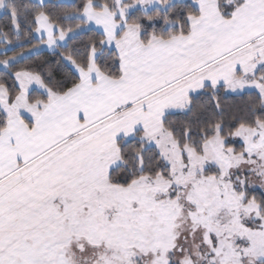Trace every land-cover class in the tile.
Wrapping results in <instances>:
<instances>
[{"label":"snow or ice","instance_id":"obj_1","mask_svg":"<svg viewBox=\"0 0 264 264\" xmlns=\"http://www.w3.org/2000/svg\"><path fill=\"white\" fill-rule=\"evenodd\" d=\"M0 11V264H264V0Z\"/></svg>","mask_w":264,"mask_h":264},{"label":"trees","instance_id":"obj_2","mask_svg":"<svg viewBox=\"0 0 264 264\" xmlns=\"http://www.w3.org/2000/svg\"><path fill=\"white\" fill-rule=\"evenodd\" d=\"M23 2H24V3H28L29 0H23ZM33 2H35V1L33 0ZM54 2H59V1H58V0H54ZM8 23H9L8 19H7V18L4 16V14L2 13V14L0 15V26H5V25H7ZM35 43H36V40H33V41H32V44H35ZM28 47H30V45L25 44V46H24L23 49L20 48V47H17V48H15V51H16V52L27 51V48H28ZM9 55H12V53L9 52ZM0 58H2V57H0ZM44 59H50V60H52L53 62L55 61V57H52V56L50 55V52H48V51H46V50H43V51L38 52L37 55L32 56L28 61H24V62H22V63H33V62H35V63H40V62H41L42 60H44ZM229 102H231L230 99H229Z\"/></svg>","mask_w":264,"mask_h":264},{"label":"crops","instance_id":"obj_3","mask_svg":"<svg viewBox=\"0 0 264 264\" xmlns=\"http://www.w3.org/2000/svg\"><path fill=\"white\" fill-rule=\"evenodd\" d=\"M35 1V0H34ZM59 2H68V0H58ZM37 39H38V37H37ZM44 50H46V51H48L46 48L44 49ZM49 52V51H48Z\"/></svg>","mask_w":264,"mask_h":264},{"label":"rangeland","instance_id":"obj_4","mask_svg":"<svg viewBox=\"0 0 264 264\" xmlns=\"http://www.w3.org/2000/svg\"><path fill=\"white\" fill-rule=\"evenodd\" d=\"M3 12L2 11H0V15L2 14Z\"/></svg>","mask_w":264,"mask_h":264}]
</instances>
